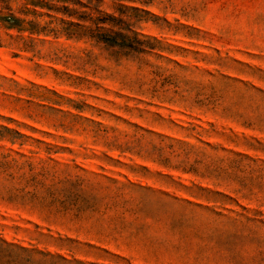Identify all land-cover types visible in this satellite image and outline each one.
<instances>
[{
  "label": "rangeland",
  "instance_id": "1",
  "mask_svg": "<svg viewBox=\"0 0 264 264\" xmlns=\"http://www.w3.org/2000/svg\"><path fill=\"white\" fill-rule=\"evenodd\" d=\"M0 0V238L97 264H264V0Z\"/></svg>",
  "mask_w": 264,
  "mask_h": 264
},
{
  "label": "trees",
  "instance_id": "2",
  "mask_svg": "<svg viewBox=\"0 0 264 264\" xmlns=\"http://www.w3.org/2000/svg\"><path fill=\"white\" fill-rule=\"evenodd\" d=\"M75 5H81L79 0H71V37L79 38L83 36L82 29H89L90 26L84 22L95 24V30L105 31V38L98 37V40L105 42L107 45L124 46L122 40L126 38L121 31L105 30L102 25L105 21H99V18L94 17L91 12L78 10ZM0 264H97L93 262H83L80 260H72L64 255L42 251L35 248H28L20 244H16L0 238Z\"/></svg>",
  "mask_w": 264,
  "mask_h": 264
}]
</instances>
